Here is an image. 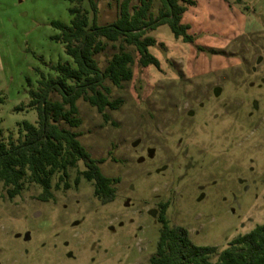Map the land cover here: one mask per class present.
I'll list each match as a JSON object with an SVG mask.
<instances>
[{
	"label": "rangeland",
	"instance_id": "374dc122",
	"mask_svg": "<svg viewBox=\"0 0 264 264\" xmlns=\"http://www.w3.org/2000/svg\"><path fill=\"white\" fill-rule=\"evenodd\" d=\"M194 1L181 20L193 42L162 24L148 33L160 67L136 58L132 80L107 82L110 98L122 101L108 110L109 122L78 100L82 124L72 130L93 158L104 159L102 172L118 178L115 199L102 204L91 181L77 184L78 168L70 169L68 188H56L53 178L49 200L38 198L37 184L11 199L0 182V264H151L162 202L170 223L187 227L198 245L222 249L264 223V0ZM71 6L0 0L5 137H18L24 120L36 123L28 103L41 74L72 62L52 23L70 24ZM159 6L155 0V16ZM117 12L115 1L101 0L98 22ZM114 50L99 55L102 66Z\"/></svg>",
	"mask_w": 264,
	"mask_h": 264
},
{
	"label": "trees",
	"instance_id": "16d2710c",
	"mask_svg": "<svg viewBox=\"0 0 264 264\" xmlns=\"http://www.w3.org/2000/svg\"><path fill=\"white\" fill-rule=\"evenodd\" d=\"M68 1L72 3L70 24L58 20L52 23L60 30L54 39L65 45L72 62L51 64L54 74H41L28 103L37 111L36 123L22 121L16 138L12 134L5 137L0 127V182L11 199L27 185L37 184L42 187L38 198L49 200L54 197L53 178H57L56 188L60 183L68 188L69 171L78 168L75 182L78 184L81 177L91 181L94 196L106 204L116 197L118 178L102 172L100 163L104 159L93 158L72 130L82 124L78 100L88 102L109 122L108 110L118 109L122 101L110 98L112 91L107 82L121 87L132 80L136 58L142 67H160L159 60L149 51L157 41L148 33L162 24H168L175 37L193 42L194 37L188 33L190 25L181 20L187 5H194L195 1L158 0L155 16V0H138L136 4L132 0H113L117 16L105 24L98 22L101 0ZM109 45L115 50L102 66L99 55ZM4 101L0 90V104ZM168 205L159 204L161 225L155 253L149 258L151 264H264V223L219 249L216 245L195 244L187 227L171 224L166 216Z\"/></svg>",
	"mask_w": 264,
	"mask_h": 264
}]
</instances>
